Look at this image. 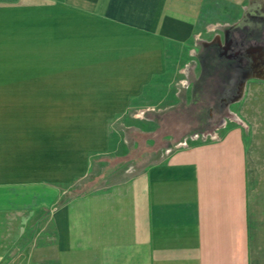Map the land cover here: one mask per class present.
<instances>
[{
    "label": "crops",
    "instance_id": "crops-1",
    "mask_svg": "<svg viewBox=\"0 0 264 264\" xmlns=\"http://www.w3.org/2000/svg\"><path fill=\"white\" fill-rule=\"evenodd\" d=\"M220 3L240 16L198 27ZM252 4L0 0V264H264V6ZM204 36L226 37L237 62L227 117L141 165L117 160L128 139L110 126L136 111L152 131L156 111L189 100L179 79ZM44 208L46 241L19 225Z\"/></svg>",
    "mask_w": 264,
    "mask_h": 264
},
{
    "label": "trees",
    "instance_id": "trees-1",
    "mask_svg": "<svg viewBox=\"0 0 264 264\" xmlns=\"http://www.w3.org/2000/svg\"><path fill=\"white\" fill-rule=\"evenodd\" d=\"M216 44L201 46L198 53L199 75L193 80L190 101L182 95L180 101L165 111L156 113L157 127L152 131L130 128L126 131L129 146L118 160L138 159L150 155L162 147H168L184 136L208 128L211 121L222 114V97L233 84V60L220 53ZM212 114V115H211ZM170 136V138H167ZM148 139L153 142L148 143ZM111 162L110 158H107ZM83 191V186L73 189Z\"/></svg>",
    "mask_w": 264,
    "mask_h": 264
},
{
    "label": "rangeland",
    "instance_id": "rangeland-1",
    "mask_svg": "<svg viewBox=\"0 0 264 264\" xmlns=\"http://www.w3.org/2000/svg\"><path fill=\"white\" fill-rule=\"evenodd\" d=\"M256 0H252V5H262L264 6V0H258V2L256 3L255 2ZM255 2V3H254ZM217 10V13H214V12H211V9L207 8L201 15V17L199 18L198 20V27L200 26H203L204 24H206V22H209V20H216L218 18H222L223 16H225V14L221 13V11L225 12V13H228L227 15L231 18H233L234 20H236L240 15V10L238 7L236 6H232V5H224V4H219L216 8ZM220 20V19H218ZM225 31H223L224 33ZM226 34V32L224 33ZM205 37H207L205 43H199L198 42V45H197V48L195 49V56L198 55L199 53V49L201 46H206L208 44H216L214 43L213 41L215 40H211L209 38V36H204V40H205ZM233 38V37H232ZM226 37L224 38V42H226ZM224 42H220V40L217 42L218 44H216L220 49V53H223V55L225 57H230V54L226 53V50L227 49H222L220 45L224 44ZM224 47H228L226 46V44H224ZM232 58V57H231ZM233 67H234V74H236V69H237V62L234 60L233 61ZM238 70V69H237ZM187 72L185 73L186 75L179 79V84L180 86H182L183 89H186L187 86H193V80L199 75V72H200V63L198 60L195 59V61L191 62V64L188 65L187 67ZM228 92V94H227ZM224 93V96L222 97V114L221 116H219L217 118V120H213L211 121L210 125L208 126V128H206V130L208 131V129L214 127L217 125L218 122L222 123V121L227 117V112H228V108L226 107V103L233 97V92H231L230 90L227 91ZM233 93V94H232ZM237 93V88L235 89V94ZM182 95L185 97L186 101L189 102V100H187L185 94H183V92L180 94V98L182 97ZM180 101V100H179ZM169 109V108H168ZM167 110V109H165ZM165 110H160V111H165ZM160 111H156L154 114L156 116V113L160 112ZM133 112H136V111H126L123 116L121 118H119V122L117 124H112V126H110V129L112 131L114 130H119V129H122L125 131L130 129V128H136V129H141V130H147V127L145 125H141V124H138L137 122H134L133 120L134 119H138V118H135L134 116L131 115V113ZM212 115V114H211ZM205 130V129H204ZM202 131V130H201ZM200 131V132H201ZM214 130H212L211 132H213ZM215 132V131H214ZM193 134V133H191ZM127 137V136H126ZM207 138H209V136L207 135ZM128 139V138H127ZM150 142V141H148ZM151 144V143H150ZM126 145H128V148L129 146L131 145H135L134 142H131L128 140V142L126 143ZM148 160H150V158H146V157H143V158H138V161H139V165H141V162H148ZM143 164V163H142ZM43 219H42V222L40 221H37L36 223H34V213H30V212H26L24 213V220L21 224V229H25V231L27 232V235L29 236L32 231H34L35 229H42L44 231V239L43 241H46L47 240V235H49V232H50V224L49 222L47 221V216L49 214L48 212V208H44L43 209ZM19 216V214H17V217ZM16 217V218H17ZM4 224H2V222H0V229H2ZM18 228V222H12L10 223V229H14V230H17ZM20 228V227H19ZM27 236V237H28Z\"/></svg>",
    "mask_w": 264,
    "mask_h": 264
},
{
    "label": "built area",
    "instance_id": "built-area-1",
    "mask_svg": "<svg viewBox=\"0 0 264 264\" xmlns=\"http://www.w3.org/2000/svg\"><path fill=\"white\" fill-rule=\"evenodd\" d=\"M208 131H202V132H195L193 133L192 137L193 138H201V137H204V136H207L208 135Z\"/></svg>",
    "mask_w": 264,
    "mask_h": 264
},
{
    "label": "flooded vegetation",
    "instance_id": "flooded-vegetation-1",
    "mask_svg": "<svg viewBox=\"0 0 264 264\" xmlns=\"http://www.w3.org/2000/svg\"><path fill=\"white\" fill-rule=\"evenodd\" d=\"M232 40H233V42H234V41L238 42L237 40H234V39H232ZM233 42H232V43H233ZM233 44H234V43H233ZM221 48H222V49H227V47H221ZM226 53L230 54V52H228L227 50H226ZM222 54H223V53H222ZM230 55H231V54H230ZM231 59L234 61L233 58H231Z\"/></svg>",
    "mask_w": 264,
    "mask_h": 264
}]
</instances>
